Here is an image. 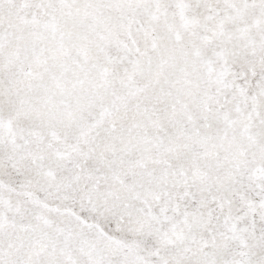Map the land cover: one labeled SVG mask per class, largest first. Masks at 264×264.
<instances>
[{"label":"snow or ice","instance_id":"snow-or-ice-1","mask_svg":"<svg viewBox=\"0 0 264 264\" xmlns=\"http://www.w3.org/2000/svg\"><path fill=\"white\" fill-rule=\"evenodd\" d=\"M0 264H264V0H0Z\"/></svg>","mask_w":264,"mask_h":264}]
</instances>
